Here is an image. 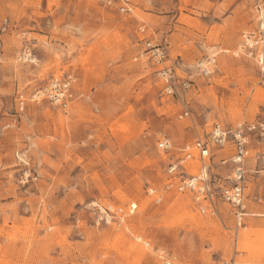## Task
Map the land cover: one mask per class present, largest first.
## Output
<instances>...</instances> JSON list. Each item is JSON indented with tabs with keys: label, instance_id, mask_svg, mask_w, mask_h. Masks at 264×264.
<instances>
[{
	"label": "rangeland",
	"instance_id": "374dc122",
	"mask_svg": "<svg viewBox=\"0 0 264 264\" xmlns=\"http://www.w3.org/2000/svg\"><path fill=\"white\" fill-rule=\"evenodd\" d=\"M109 1L0 0V264H264V0ZM146 43L166 52L173 94L140 58ZM66 74L67 108L32 101ZM238 122L255 125L240 226L227 204L201 215L164 189L183 145ZM217 154L212 172L229 175ZM94 202L136 208L95 227Z\"/></svg>",
	"mask_w": 264,
	"mask_h": 264
},
{
	"label": "built area",
	"instance_id": "2783aa9c",
	"mask_svg": "<svg viewBox=\"0 0 264 264\" xmlns=\"http://www.w3.org/2000/svg\"><path fill=\"white\" fill-rule=\"evenodd\" d=\"M100 1L110 4L109 0ZM143 31L140 29V33ZM244 41L249 50H254L262 43L261 38L253 35H247ZM145 46L146 52L140 58L145 57V60L152 66L160 67L157 76L163 82V91L166 94H173L176 77L169 66H164L167 58L166 52L161 47L153 46L150 43H146ZM257 60L260 65H264V53H259ZM202 71L207 73V68L202 67ZM75 82L76 80L71 74L52 78L35 92L31 99L34 102L47 101L65 109L77 98L74 91ZM186 87L187 85L183 84V88ZM15 107L19 114L26 108V99L20 93L15 97ZM187 115L188 112L185 111L180 118L187 117ZM254 129V124L245 122H238L232 126H223L219 123L211 125L203 137L194 140L191 144L183 145L178 150L180 157L176 159V163L170 164L167 170L168 179L164 185L165 191L190 195L193 204L198 207V212L210 217H217L219 205L227 204L232 209L237 226H240L242 218L246 215L244 193L248 137ZM157 148L164 153L173 150L172 144L167 139L160 140L157 143ZM218 152L221 153L218 163L221 166L230 165L231 172L227 176L213 173L211 170ZM194 162L199 165L198 171L195 175H189L188 170L191 169L189 164ZM147 194L154 197L156 204L161 202L155 189H148ZM135 208V205L117 207L108 203L94 202L88 208V216L95 227L119 229L134 213ZM220 264H235V262L229 260L222 261Z\"/></svg>",
	"mask_w": 264,
	"mask_h": 264
},
{
	"label": "crops",
	"instance_id": "0c3cea01",
	"mask_svg": "<svg viewBox=\"0 0 264 264\" xmlns=\"http://www.w3.org/2000/svg\"><path fill=\"white\" fill-rule=\"evenodd\" d=\"M247 215V214H246Z\"/></svg>",
	"mask_w": 264,
	"mask_h": 264
}]
</instances>
